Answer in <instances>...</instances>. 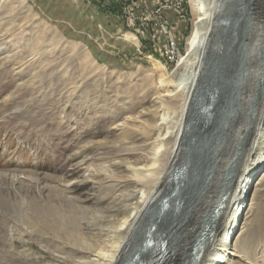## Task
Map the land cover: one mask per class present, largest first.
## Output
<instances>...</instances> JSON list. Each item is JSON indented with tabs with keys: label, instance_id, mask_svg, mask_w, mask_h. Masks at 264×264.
<instances>
[{
	"label": "rangeland",
	"instance_id": "374dc122",
	"mask_svg": "<svg viewBox=\"0 0 264 264\" xmlns=\"http://www.w3.org/2000/svg\"><path fill=\"white\" fill-rule=\"evenodd\" d=\"M255 2L232 0L227 12L232 20L223 40L213 41L204 63L201 87L205 89L217 77L227 78V86L222 92L224 110L210 133L216 137L211 141L203 138L201 156L221 141L238 108V93L249 66L245 39L253 36L249 12ZM27 3L20 7L18 0H0V264H78L82 252L69 256V248L63 246L69 242H61L54 216H45L44 210L48 205L67 209L70 196L85 199L83 205L90 211L95 208L102 179L95 181L94 175L84 171L73 175L70 169L84 163L108 170L106 161L121 153L112 149L126 133L123 124L138 126L149 118L148 103L155 88L161 86V69L152 71L155 61L174 83L182 77L184 68L177 64L186 55L193 6L190 0ZM162 25H167V32ZM168 39L177 48L172 60L165 54ZM260 41L263 46L254 55L258 71L264 68V38ZM76 43L84 47L74 48ZM203 93V98L209 97V91ZM177 115L168 116L176 122ZM197 118L201 119L196 135L211 124L204 123L200 115ZM160 119L161 114L154 122ZM261 123L264 130V116ZM255 153L253 159L259 158L264 147ZM260 168L240 212L237 226L243 228L235 244L242 246L251 235L255 240L246 258L236 257L232 264H264V166ZM178 170L166 179L169 184L163 189L179 186L173 183ZM231 174L233 170L223 185ZM186 191L192 194L191 189ZM101 195L106 200L116 198L111 188ZM79 231L86 235L84 229Z\"/></svg>",
	"mask_w": 264,
	"mask_h": 264
},
{
	"label": "bare ground",
	"instance_id": "6f19581e",
	"mask_svg": "<svg viewBox=\"0 0 264 264\" xmlns=\"http://www.w3.org/2000/svg\"><path fill=\"white\" fill-rule=\"evenodd\" d=\"M255 1L248 19L253 36L248 34L250 38L245 39L249 66L245 68L244 83L238 93V108L223 130L221 141L213 149L208 148L206 156H201L200 149L203 138L211 141L216 137L210 133L216 129V121L224 110L222 92L227 78L216 76L204 89L201 87L203 68L213 41L223 40L227 23L232 20L227 14L232 0H190L192 32L186 55L177 64L184 68L180 72L182 77L174 83L162 64L155 61L152 71L157 73L156 68L161 69V86L155 88L154 97L150 94L153 99L148 103L149 118L141 120L138 126L123 124L126 133L112 149L121 153L116 157L112 154L106 161L108 170L90 164L83 166L84 163L70 169L73 175L84 171L94 175L93 180L103 181L97 189V205L91 211L84 207L85 199L78 196L69 197L67 209L48 205L44 210L45 216H54L61 242L63 239L69 242L63 244L69 248V256L73 258L82 252L78 264H145L153 261L154 252L157 259L152 264H232L236 257L246 258L250 253L255 235L240 247H236L235 240L243 228L237 226L241 223L238 220L241 209L252 191L256 172L264 166V154L253 159L255 152L264 147L261 126L264 68L258 71L255 67L258 61L254 58L263 46L260 40L264 38V0ZM18 2L20 7L28 5L27 0ZM79 47L84 46L79 43L74 46ZM206 90L209 97L205 99ZM198 105L200 113L196 111ZM170 113L178 114L176 122L169 119ZM159 114L160 121L154 122ZM197 114L204 118V123L211 122L198 135L194 133L201 119ZM177 169L179 175L173 183L179 186L163 189L169 184L166 179ZM231 170L232 176L223 185ZM108 178L109 181L105 180ZM108 188L116 198L106 200L101 195ZM187 188L192 194L187 193ZM80 228L85 230V236Z\"/></svg>",
	"mask_w": 264,
	"mask_h": 264
},
{
	"label": "built area",
	"instance_id": "2783aa9c",
	"mask_svg": "<svg viewBox=\"0 0 264 264\" xmlns=\"http://www.w3.org/2000/svg\"><path fill=\"white\" fill-rule=\"evenodd\" d=\"M167 7V6H165ZM165 7H161L164 9ZM167 26V25H166ZM165 25H162L163 32H167V27ZM172 40L173 39H168L167 44L165 45V54L168 59H171L177 55V48H172Z\"/></svg>",
	"mask_w": 264,
	"mask_h": 264
},
{
	"label": "water",
	"instance_id": "95a60500",
	"mask_svg": "<svg viewBox=\"0 0 264 264\" xmlns=\"http://www.w3.org/2000/svg\"><path fill=\"white\" fill-rule=\"evenodd\" d=\"M150 245V244H149ZM157 259V255H156V252H154V254H153V258L151 259V260H153V261H151V262H147V263H145V264H152L155 260Z\"/></svg>",
	"mask_w": 264,
	"mask_h": 264
},
{
	"label": "trees",
	"instance_id": "16d2710c",
	"mask_svg": "<svg viewBox=\"0 0 264 264\" xmlns=\"http://www.w3.org/2000/svg\"><path fill=\"white\" fill-rule=\"evenodd\" d=\"M113 9H115V8H113Z\"/></svg>",
	"mask_w": 264,
	"mask_h": 264
}]
</instances>
